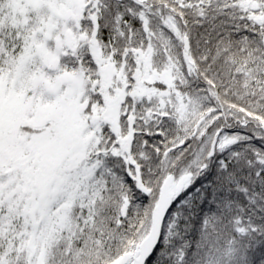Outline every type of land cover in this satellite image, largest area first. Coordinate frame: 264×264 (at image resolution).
I'll return each instance as SVG.
<instances>
[{
    "label": "snow or ice",
    "instance_id": "snow-or-ice-1",
    "mask_svg": "<svg viewBox=\"0 0 264 264\" xmlns=\"http://www.w3.org/2000/svg\"><path fill=\"white\" fill-rule=\"evenodd\" d=\"M0 264H264V0H0Z\"/></svg>",
    "mask_w": 264,
    "mask_h": 264
}]
</instances>
